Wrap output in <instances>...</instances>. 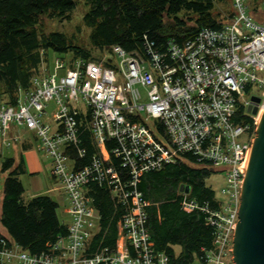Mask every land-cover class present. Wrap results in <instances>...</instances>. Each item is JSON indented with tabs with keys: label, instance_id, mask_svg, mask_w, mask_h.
Listing matches in <instances>:
<instances>
[{
	"label": "built area",
	"instance_id": "2783aa9c",
	"mask_svg": "<svg viewBox=\"0 0 264 264\" xmlns=\"http://www.w3.org/2000/svg\"><path fill=\"white\" fill-rule=\"evenodd\" d=\"M230 1L233 14L227 21L219 28H201L182 45L169 39L159 51L147 42L144 56L112 45L99 61L68 62L58 56L52 72L35 75L29 88L19 91L15 105L0 95L1 142L9 144L12 124L34 131L40 148L52 158V175L62 184L72 214L68 235L59 237L51 252L30 254L1 239L0 264H167V255L155 250L150 239L148 202L136 183L143 172L187 154L198 166L225 173L219 207H200L214 230L212 247H203L190 264H224L225 256L232 261L243 176L264 106V19L250 13L254 5L264 10V0ZM252 86L257 93L250 94ZM252 95L260 102H253ZM254 106L255 114L248 110ZM79 114L86 118L84 127L99 154L75 170L67 167L65 148L78 142ZM243 134L248 140L238 142ZM108 140L114 141L111 153L128 169L129 181L120 180L115 168L105 164ZM91 181L106 183L125 213L115 248L88 254L86 244L98 218L84 194ZM197 207L193 200H182L186 211Z\"/></svg>",
	"mask_w": 264,
	"mask_h": 264
},
{
	"label": "trees",
	"instance_id": "16d2710c",
	"mask_svg": "<svg viewBox=\"0 0 264 264\" xmlns=\"http://www.w3.org/2000/svg\"><path fill=\"white\" fill-rule=\"evenodd\" d=\"M227 1L83 0L86 9L82 21L89 28L88 40L92 49L108 51L112 45H119L126 51L144 56L147 42L162 51L169 39L182 45L203 27L219 28L233 14L231 1V8L225 13L220 10L214 13V8L216 3ZM77 2L79 0H0V95L8 104L15 105L19 91L29 88L32 78L39 74L42 61L45 58L48 61L50 51L62 58L69 54L70 61L92 58V49L76 43L72 36L57 30L46 32L41 27L42 16L69 20ZM250 13L257 20L264 19V10L257 9L256 5ZM245 117L251 121V117ZM76 119L78 142L65 148L75 170L88 165L92 157L99 154L90 130L84 127L86 118L79 114ZM114 144L113 140L106 141L110 157L104 162L115 168L120 180L129 181L128 169L122 167L120 159L111 153ZM79 149L82 155H79ZM185 156L193 160L190 155ZM187 162L178 160L166 163L160 169L145 171L136 183L137 191L148 202L145 225L150 239L155 250L167 255V264H190L194 259L193 252L199 257L202 247H212L214 230L206 222V213L200 207L207 205L217 209L219 200L203 181L209 173L207 167H191ZM0 171L6 172L1 226L10 240L30 254L51 252V245L59 237L68 235V226L58 218V202L47 194L25 200L19 178L24 171L19 163L14 165L12 157L2 159ZM86 187L99 220L85 253L104 248L113 250L125 205L106 183L91 181ZM184 198L193 200L198 207L189 212L183 210ZM1 239L9 244V239L0 232ZM177 241L183 243L179 255H175L167 244Z\"/></svg>",
	"mask_w": 264,
	"mask_h": 264
},
{
	"label": "water",
	"instance_id": "95a60500",
	"mask_svg": "<svg viewBox=\"0 0 264 264\" xmlns=\"http://www.w3.org/2000/svg\"><path fill=\"white\" fill-rule=\"evenodd\" d=\"M250 99L260 102L256 95ZM248 110L257 113L256 106ZM237 216L232 240V264H264V109L251 143Z\"/></svg>",
	"mask_w": 264,
	"mask_h": 264
},
{
	"label": "rangeland",
	"instance_id": "374dc122",
	"mask_svg": "<svg viewBox=\"0 0 264 264\" xmlns=\"http://www.w3.org/2000/svg\"><path fill=\"white\" fill-rule=\"evenodd\" d=\"M230 8H231V6H230L229 0L227 2H224V3H216L215 8H214V13H216L219 10L223 11L225 13V12L229 11ZM85 9H86V7L84 5L83 0H79V2H77L75 9L71 12L69 20L61 21V20H58L56 18L50 19L46 16H42L40 19L41 23H42L41 27L46 32L53 31V30L62 31L65 34H67L68 36H72L76 43L83 45L87 48H91L89 45V40H88L89 28L86 27L82 21V15H83V12L85 11ZM105 52H106V50L94 48V49H92V58L91 59L95 60V61H99L101 56L105 55ZM58 56H59L58 54L50 51L48 61L46 60V58L42 61L41 65L38 69L39 73L52 72L53 61ZM70 57H71V55L67 54L66 58H65L66 61L70 62ZM60 74H62V72H59V75ZM140 89H141V91H143L142 87H140ZM250 92H251L250 94L257 93V89L255 88V86H252L250 88ZM145 100H146V97L143 98V101H145ZM80 102H81L80 106L83 107V102L82 101H80ZM49 106L50 107L53 106V103L50 102ZM14 126H16V125H14ZM11 127L12 126H10V128ZM20 127L22 129L25 128L23 126H20ZM10 128L8 129V131L10 130ZM25 129H27V128H25ZM8 137L11 138L10 136L6 135V139ZM0 139H1V137H0ZM247 140H248V135H246V134H243L237 138V141L241 142V143L245 142ZM35 146H36V150L41 154V156H43L45 158L48 168H50L51 158H50L49 154H47V152L45 150L40 148L39 141H37L35 143ZM10 152H11V150H8V149L3 150L2 155L9 154ZM2 155L0 154V164H1V161L3 159ZM184 158L188 161L187 164L189 166L199 167L198 164H196L192 159H189L186 156H184ZM65 162L67 163L68 169H70L71 165H72L71 164L72 161L67 158V160H65ZM51 168H52V165H51ZM207 169L209 170V173H208V175L204 176L203 181H204L205 185L209 186L214 191L216 197L221 201L223 199V195L221 193L222 188L225 187V173L222 171H216L211 167H207ZM5 175L6 174H4L3 172L0 171V192L2 191V188H3V182H4ZM48 175H49V171H48ZM41 177L44 178L43 175H41ZM49 178H50V175H49ZM49 178H48V176L46 177V179H48V181H49ZM22 183H23V187H24L23 197L25 199L32 197L31 196V194H32L31 191H33L32 185H30V183L28 181H24V179H23ZM60 185L62 186L61 183H60ZM50 195L53 196L54 199H56V201L59 203L57 213H58L59 218L61 219V212H62L63 207L65 206V199L58 191H56ZM67 199H68L69 204H70V200L68 197H67ZM224 262H225L224 264H231L232 263L231 258L229 256L224 257ZM194 263L200 264L198 262V260H196ZM6 264H21V262L14 260V261H7Z\"/></svg>",
	"mask_w": 264,
	"mask_h": 264
},
{
	"label": "crops",
	"instance_id": "0c3cea01",
	"mask_svg": "<svg viewBox=\"0 0 264 264\" xmlns=\"http://www.w3.org/2000/svg\"><path fill=\"white\" fill-rule=\"evenodd\" d=\"M11 126L12 127L7 132V135L11 137V138H9V137L7 138L9 144L7 145V144L2 143L1 139H0V154L1 155L3 154V150H7V149L11 150V152L9 154H4L2 156H3V158L4 157H12L14 159V165H16L18 163L21 165V168L23 169L24 172L19 174V178H20L21 182L24 179V181H28L30 183V185H32V188H33V191H31L32 197L39 195V194H47V195L51 196L50 194H52L56 191H58L64 197L65 206L63 207L62 212H61V219L59 218V216H58V218L60 219V221L62 223L66 224L68 226L72 220V214L70 211V204H69V201L67 199V194L65 193V190L60 185L58 180L52 175V172H51L52 158H51V156L49 155L51 158V164H50V168H48L45 158L43 156H41V154L36 150L35 143L37 141H39V146H40V140L37 139V136L34 133V131H31V130H28L25 128L22 129L21 127H16V126H14V124H12ZM182 161L186 162V159L184 158ZM71 164H72L71 167H73V163H71ZM48 171H49L50 178L48 175ZM4 174H6V172H4ZM41 175H43L44 178L41 177ZM47 176L49 178V181H48V179H46ZM84 194L88 199V204L92 205L91 200H90L89 196L87 195V187L84 188ZM2 197H3V188H2V191L0 192V214H1ZM51 197L54 199L53 196H51ZM27 199H29V198H27ZM27 199H25V200H27ZM183 210H185V209H183ZM96 212H97V209H96ZM97 215H98V218L96 220V225L93 229V234L97 230V225H98V220H99L98 212H97ZM0 232L9 239L8 242L11 246H13V247L18 246L14 241L10 240L9 236L7 235L5 229L1 226V224H0ZM167 244L172 248L175 255H179L182 252L183 243L177 241L174 243L168 242ZM193 256H194V259H193V261H194L197 258L195 252H193ZM3 264H6V263H3Z\"/></svg>",
	"mask_w": 264,
	"mask_h": 264
},
{
	"label": "bare ground",
	"instance_id": "6f19581e",
	"mask_svg": "<svg viewBox=\"0 0 264 264\" xmlns=\"http://www.w3.org/2000/svg\"><path fill=\"white\" fill-rule=\"evenodd\" d=\"M263 109H264V107H262L261 110H260V112H259V118H260V116L262 114Z\"/></svg>",
	"mask_w": 264,
	"mask_h": 264
}]
</instances>
